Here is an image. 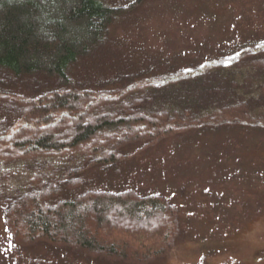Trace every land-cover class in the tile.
Returning a JSON list of instances; mask_svg holds the SVG:
<instances>
[{"label": "trees", "instance_id": "obj_1", "mask_svg": "<svg viewBox=\"0 0 264 264\" xmlns=\"http://www.w3.org/2000/svg\"><path fill=\"white\" fill-rule=\"evenodd\" d=\"M121 11L105 0H0V171L21 167L2 176L0 211L13 245L74 260L59 264L167 257L180 232L168 201L87 184L172 136L264 129V37L186 66L146 65L119 59L110 26ZM155 214L168 221L149 231Z\"/></svg>", "mask_w": 264, "mask_h": 264}, {"label": "rangeland", "instance_id": "obj_2", "mask_svg": "<svg viewBox=\"0 0 264 264\" xmlns=\"http://www.w3.org/2000/svg\"><path fill=\"white\" fill-rule=\"evenodd\" d=\"M140 1L105 0L123 12L110 26L119 59L186 66L236 43L264 37V0ZM120 63L119 70L131 69ZM84 114L95 118L93 112ZM27 124L34 132V121ZM97 143H106L105 136ZM106 144L113 148L115 143ZM20 170L2 167L0 186L4 173ZM87 186L113 192L133 189L140 196L165 199L174 208L180 232L170 254L149 264H264V129H195L172 136L136 154L120 174L98 176ZM110 218L120 229L131 228L115 215ZM167 221L168 216L155 214L147 228L151 231ZM12 241L0 211V264L74 262L45 246L28 249L14 242L17 248Z\"/></svg>", "mask_w": 264, "mask_h": 264}]
</instances>
